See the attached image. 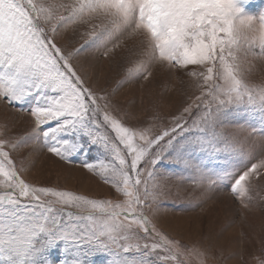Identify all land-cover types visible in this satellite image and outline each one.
<instances>
[{"label":"snow or ice","instance_id":"1","mask_svg":"<svg viewBox=\"0 0 264 264\" xmlns=\"http://www.w3.org/2000/svg\"><path fill=\"white\" fill-rule=\"evenodd\" d=\"M240 2L0 0V106L31 117L23 135L0 126V264H48L44 253L60 241L61 264L97 252L108 264L237 256L172 236L159 220L163 201L186 184L202 196L228 187L247 210L264 203L252 194L264 176V14L243 15ZM69 32L88 39L67 49L60 41ZM137 39L125 83L148 81L157 66L189 77L191 92L167 122L154 109L149 122L128 123L135 117L113 103L115 90L98 92L77 68L90 52L108 59ZM29 147L86 169L122 198L33 184L25 160L14 158ZM245 264H264V246Z\"/></svg>","mask_w":264,"mask_h":264},{"label":"rangeland","instance_id":"2","mask_svg":"<svg viewBox=\"0 0 264 264\" xmlns=\"http://www.w3.org/2000/svg\"><path fill=\"white\" fill-rule=\"evenodd\" d=\"M238 6L243 9V15L259 18L264 14V0H241ZM85 39L88 37L69 32L60 43L67 49H72L83 44ZM140 47L139 39L130 40L127 47H122L108 59L100 53L90 52L79 58L76 62L77 68L88 78L89 85L98 92L112 94L115 90V94L111 96L113 103L122 112H128L135 117L128 120V123L136 125L149 122L154 109H158L167 122L181 110L186 95L191 92L189 77L183 74L174 76L157 66L148 81L137 79L125 83L126 68L129 67L130 60L138 59L134 53L139 52ZM251 79L259 82L261 75L256 74ZM5 124L8 126L3 129L6 135H23L30 131L31 117L9 112L0 106V126ZM96 155L95 150H92L90 159H94ZM14 158L17 161L25 160L29 167L26 178L35 185L71 190L90 198H122L114 188L86 169L65 165L46 152L29 147L14 154ZM83 159V156L77 157L76 163L79 164ZM253 183L256 187L252 194L259 192L264 196V176ZM202 191L188 184L178 191L174 188L163 201L165 214L159 220L161 228L172 236L182 237L186 242L212 246L217 254L220 250L225 256L229 252L237 253L228 264H245L250 261L251 256L258 254L264 246V203L247 210L241 207L239 200L228 187L207 193L206 196H202ZM229 223L231 227L222 237H218L217 233ZM63 248L64 242L60 241L46 250L44 256L48 264H61L64 258ZM109 259L107 254L97 252L84 257L83 264H108Z\"/></svg>","mask_w":264,"mask_h":264},{"label":"clouds","instance_id":"3","mask_svg":"<svg viewBox=\"0 0 264 264\" xmlns=\"http://www.w3.org/2000/svg\"><path fill=\"white\" fill-rule=\"evenodd\" d=\"M241 31H245V32H246V31H248V30H247V28L245 27V28H242Z\"/></svg>","mask_w":264,"mask_h":264}]
</instances>
